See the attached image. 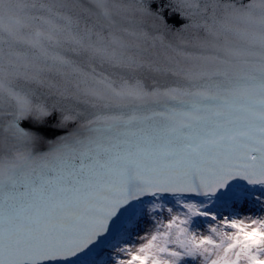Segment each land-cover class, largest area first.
Segmentation results:
<instances>
[{"label":"snow or ice","instance_id":"snow-or-ice-1","mask_svg":"<svg viewBox=\"0 0 264 264\" xmlns=\"http://www.w3.org/2000/svg\"><path fill=\"white\" fill-rule=\"evenodd\" d=\"M0 264H264V0H0Z\"/></svg>","mask_w":264,"mask_h":264}]
</instances>
